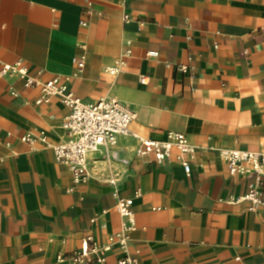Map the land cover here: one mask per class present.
Segmentation results:
<instances>
[{
    "label": "crops",
    "instance_id": "1",
    "mask_svg": "<svg viewBox=\"0 0 264 264\" xmlns=\"http://www.w3.org/2000/svg\"><path fill=\"white\" fill-rule=\"evenodd\" d=\"M1 1L2 62L44 80L69 77L85 102L114 98L136 116L134 134L91 152L74 183L43 140L67 139L70 109L58 97L37 104L39 88L0 78V264H80L72 256L85 236L105 245L121 229L118 195L134 198L133 228L126 249L103 251L107 264L127 255L139 264H264V204L251 211L237 201L250 178L231 176L220 155L264 152V0ZM170 131L194 149L189 174L175 150L162 163L138 154L140 137Z\"/></svg>",
    "mask_w": 264,
    "mask_h": 264
},
{
    "label": "built area",
    "instance_id": "2",
    "mask_svg": "<svg viewBox=\"0 0 264 264\" xmlns=\"http://www.w3.org/2000/svg\"><path fill=\"white\" fill-rule=\"evenodd\" d=\"M2 1L0 0V12ZM125 19L130 17L125 15ZM88 23L82 21L81 25ZM158 52L151 51L149 55H157ZM77 72H82L86 66L84 54L76 55L74 58ZM112 73L117 72V68H111ZM18 77L24 82L26 87L39 88L37 104L50 102L53 97H58L70 109L66 116L63 127L67 132V139L58 144H51L44 137L48 148L55 152L56 159L65 164L72 173V180L78 183L85 179L88 173L89 154L98 151L101 147L107 150L113 149L118 137L121 135L134 134L131 131V123L136 114L134 111L124 106L114 98H101L94 102H85L69 89V77L55 75L49 80H44L41 73L34 74L21 62L14 64L2 62L0 60V78ZM142 83L147 82V78L142 76ZM13 95L18 92L13 90ZM24 140L30 138L25 136ZM141 148L139 155L152 153L155 155L157 163L164 162L175 150L177 158L182 162L187 174L191 172V160L189 156L194 151L188 137L183 132H168L165 140H154L140 137ZM220 155L228 165L231 176H242L250 178L249 190L246 194L238 198L237 201H250L252 206L249 210H255L256 205L264 204V152L250 151L242 149H221ZM133 197L117 196L115 210L122 218L121 229L110 237L105 245L98 244L92 236H85L82 239L80 250L76 251L72 260L80 264H89L88 258L96 255L100 264H107L103 251L110 250L114 242L126 249L128 242V231L133 228ZM118 264H139L137 258L129 255L118 260Z\"/></svg>",
    "mask_w": 264,
    "mask_h": 264
}]
</instances>
